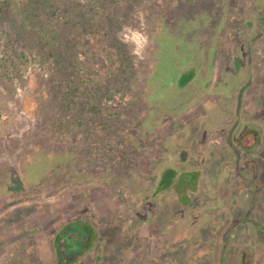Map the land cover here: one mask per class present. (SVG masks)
I'll use <instances>...</instances> for the list:
<instances>
[{
	"label": "rangeland",
	"instance_id": "1",
	"mask_svg": "<svg viewBox=\"0 0 264 264\" xmlns=\"http://www.w3.org/2000/svg\"><path fill=\"white\" fill-rule=\"evenodd\" d=\"M21 2L0 26V264H264V0L121 19L140 106L114 171L49 132L51 66L15 34Z\"/></svg>",
	"mask_w": 264,
	"mask_h": 264
},
{
	"label": "trees",
	"instance_id": "2",
	"mask_svg": "<svg viewBox=\"0 0 264 264\" xmlns=\"http://www.w3.org/2000/svg\"><path fill=\"white\" fill-rule=\"evenodd\" d=\"M10 1L0 0V26L4 19L13 22ZM159 1L24 0L20 4L23 20L13 24L15 34L20 44H30L51 66L46 101L53 112L49 132L79 134L81 158L92 170H121L129 162L127 145L117 135L140 106L131 87L136 57L116 30L121 19L134 23L136 13L152 11ZM94 40L103 57L91 49ZM101 63L107 64L100 73L94 66ZM69 235L73 236L65 235V242Z\"/></svg>",
	"mask_w": 264,
	"mask_h": 264
},
{
	"label": "flooded vegetation",
	"instance_id": "3",
	"mask_svg": "<svg viewBox=\"0 0 264 264\" xmlns=\"http://www.w3.org/2000/svg\"><path fill=\"white\" fill-rule=\"evenodd\" d=\"M237 132V131H236ZM241 139H242V137H241ZM241 139H239L240 141H241ZM229 142H230V144H227L228 146H233V145H235V147L233 146V148H234V150H235V154H237V133H236V135H235V137H234V144L232 145V143H231V140H229ZM263 160H264V157H263Z\"/></svg>",
	"mask_w": 264,
	"mask_h": 264
}]
</instances>
